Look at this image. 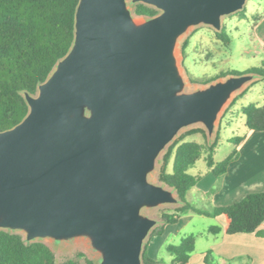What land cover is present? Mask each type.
Segmentation results:
<instances>
[{
    "label": "water",
    "instance_id": "95a60500",
    "mask_svg": "<svg viewBox=\"0 0 264 264\" xmlns=\"http://www.w3.org/2000/svg\"><path fill=\"white\" fill-rule=\"evenodd\" d=\"M246 2L80 0L69 52L0 131V230L26 243L87 238L98 264H146L160 224L148 211L184 204L152 180L161 154L195 125L212 143L226 108L260 79L229 73L187 90L179 43L197 26L221 32ZM138 3L159 12L137 18Z\"/></svg>",
    "mask_w": 264,
    "mask_h": 264
},
{
    "label": "trees",
    "instance_id": "16d2710c",
    "mask_svg": "<svg viewBox=\"0 0 264 264\" xmlns=\"http://www.w3.org/2000/svg\"><path fill=\"white\" fill-rule=\"evenodd\" d=\"M79 1L0 0V131L11 128L26 116L29 106L24 92L36 94L38 85L49 77L57 62L69 52L75 37V17ZM134 12L138 16L152 17L159 11L152 6L138 3L134 6ZM258 18L259 16L256 20ZM216 35L225 44L230 42L226 27ZM187 46V41H184V55ZM250 71L256 72L260 79L264 80V60L259 66L244 72ZM229 73L243 72L227 70L221 71L213 78L190 76V80L193 83H208ZM249 87L238 94L226 108L220 126L233 122V118L227 117L230 107ZM240 113L245 116L248 130L264 131V104L243 105ZM220 128L222 127L218 128L217 135L210 144L179 137L167 148L163 155L159 179L174 188L184 204L177 208L176 213L167 214L164 217V225L154 230L153 235L162 234L166 224H175L182 215L193 211L207 216L225 217L224 228L218 225L208 228V232L212 234L223 231L227 234L256 232L264 236V230H259L264 222V191L249 193L233 204L211 209L196 207L185 199L186 193L199 179L188 172L199 159L204 158L210 172L221 178L227 172L231 161L237 157L235 149L219 162L214 159L221 139ZM193 133H202L206 137L202 128L187 131V134ZM242 139L243 136L235 135L228 140L238 144ZM195 242L196 236L190 234L177 244L167 245L166 250L173 257L172 264H187L195 250ZM55 260L53 250L46 243H26L21 234L0 230V264H55ZM144 262L159 263L149 257L147 246ZM205 262L219 264L218 256L208 249L205 252Z\"/></svg>",
    "mask_w": 264,
    "mask_h": 264
},
{
    "label": "rangeland",
    "instance_id": "374dc122",
    "mask_svg": "<svg viewBox=\"0 0 264 264\" xmlns=\"http://www.w3.org/2000/svg\"><path fill=\"white\" fill-rule=\"evenodd\" d=\"M263 13L264 0H247L243 9L224 17L223 27L227 28V33L230 38L228 44H225L217 37L216 29L206 25L191 28L189 32L182 37L177 54L181 70L187 81V90H193L205 85V83H193L190 80V76L194 78H213L221 71L236 70L244 72L251 66L260 65V60L256 56L254 43L252 41V29L256 18L259 14ZM137 18L143 19L147 17L137 16ZM184 41H187L188 44L185 55L183 54L182 48ZM263 99L264 80L258 79L257 82L251 85L247 92L230 107L227 117L233 118V122H231L230 125L223 123L222 126H220V120L219 127H222L220 128L221 139L214 156L217 162L223 160L233 148V144L228 139L235 135H242L245 131V116L240 113L241 107L249 103L262 104L264 103ZM192 128L204 129L206 137H204L202 133L187 134V131ZM179 137H182L184 140L210 144L207 130L202 125H195L183 129L176 139ZM166 150L161 154L157 170L152 176V180L160 184H164V182L159 179V173L163 164V155ZM171 164L172 161L170 162V167ZM207 170L208 166L204 158L199 159L196 164L189 169L188 172L194 176H198L199 179L196 182L197 185L195 184V186L186 193L185 199L196 207L211 209L213 204L211 197L203 193L204 184L201 182ZM216 187L217 184L212 187L213 190L216 189ZM182 205H164L149 210L148 214L160 221V224L156 226L154 230L164 225V217L167 214L176 213L177 208ZM210 223L211 221L208 217L195 214L193 219L186 225H183L179 232L173 234L169 238V241L166 239L167 241L164 242H166V244H177L183 237L195 234L199 235L197 238L196 250L200 251L206 243L205 237L207 227ZM153 233L154 232H152L150 237L154 236ZM44 242L53 250L56 259L55 264H98L99 254L93 250L87 238H78L62 242L44 240ZM171 258L172 256L167 252L163 243L155 250L154 257L151 259L159 263L172 264Z\"/></svg>",
    "mask_w": 264,
    "mask_h": 264
},
{
    "label": "crops",
    "instance_id": "0c3cea01",
    "mask_svg": "<svg viewBox=\"0 0 264 264\" xmlns=\"http://www.w3.org/2000/svg\"><path fill=\"white\" fill-rule=\"evenodd\" d=\"M252 36L256 56L261 62L264 60V13L259 14V18L255 20ZM252 67L255 66L250 68ZM240 136H243L240 143L231 142L233 144L231 152L236 149L237 157L231 161L227 172L221 178H217L208 168L201 181L204 184L203 193L211 197L212 208L227 206L241 200L249 193L264 191V131L248 130L245 124V131ZM216 184L217 187L214 191L212 187ZM195 214L199 213L191 211L182 215L177 223L166 224L162 234L150 237L147 243L148 255L153 258L155 250L163 243L165 249L167 245L175 244H166L164 241H169V238L179 232L183 225L190 222ZM204 216L211 221L207 227L206 243L200 251H197L196 243L199 235L194 234L196 236L195 250L190 255L187 264H206L205 252L208 249L218 256L219 264H264V236L256 232L227 234L223 231L219 234H212L208 232V228L212 225L224 228L225 217L223 215ZM259 230H264V222Z\"/></svg>",
    "mask_w": 264,
    "mask_h": 264
}]
</instances>
